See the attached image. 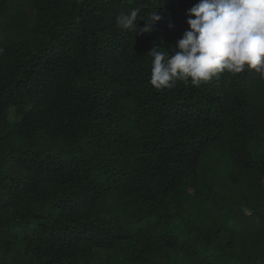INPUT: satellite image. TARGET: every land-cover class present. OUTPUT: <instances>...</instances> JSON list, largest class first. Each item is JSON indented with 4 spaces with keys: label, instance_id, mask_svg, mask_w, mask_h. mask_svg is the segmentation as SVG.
Returning <instances> with one entry per match:
<instances>
[{
    "label": "trees",
    "instance_id": "1",
    "mask_svg": "<svg viewBox=\"0 0 264 264\" xmlns=\"http://www.w3.org/2000/svg\"><path fill=\"white\" fill-rule=\"evenodd\" d=\"M198 2L0 0V264H264V79L149 83Z\"/></svg>",
    "mask_w": 264,
    "mask_h": 264
},
{
    "label": "clouds",
    "instance_id": "2",
    "mask_svg": "<svg viewBox=\"0 0 264 264\" xmlns=\"http://www.w3.org/2000/svg\"><path fill=\"white\" fill-rule=\"evenodd\" d=\"M146 7L141 4L118 15L117 26L135 35L150 33L161 17L157 9L142 14ZM188 16V30L171 52L153 48L148 53L151 86L163 90L183 82L199 88L223 73L235 76L245 71L264 79V0H199ZM138 17L145 20L143 28L138 29Z\"/></svg>",
    "mask_w": 264,
    "mask_h": 264
}]
</instances>
